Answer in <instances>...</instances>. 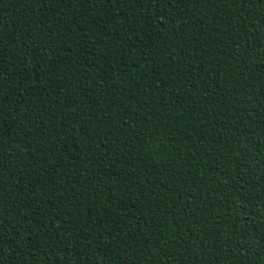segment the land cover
Returning a JSON list of instances; mask_svg holds the SVG:
<instances>
[{"label": "trees", "instance_id": "1", "mask_svg": "<svg viewBox=\"0 0 264 264\" xmlns=\"http://www.w3.org/2000/svg\"><path fill=\"white\" fill-rule=\"evenodd\" d=\"M0 264H264V0H0Z\"/></svg>", "mask_w": 264, "mask_h": 264}]
</instances>
